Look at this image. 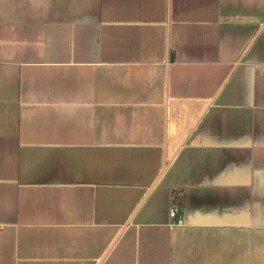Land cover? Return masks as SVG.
I'll return each instance as SVG.
<instances>
[{"label": "crops", "instance_id": "1", "mask_svg": "<svg viewBox=\"0 0 264 264\" xmlns=\"http://www.w3.org/2000/svg\"><path fill=\"white\" fill-rule=\"evenodd\" d=\"M0 264H264V0H0Z\"/></svg>", "mask_w": 264, "mask_h": 264}, {"label": "built area", "instance_id": "2", "mask_svg": "<svg viewBox=\"0 0 264 264\" xmlns=\"http://www.w3.org/2000/svg\"><path fill=\"white\" fill-rule=\"evenodd\" d=\"M168 217L170 219H172L173 221L175 222H178L179 221V217H178V207L174 204H170V207L168 208Z\"/></svg>", "mask_w": 264, "mask_h": 264}, {"label": "trees", "instance_id": "3", "mask_svg": "<svg viewBox=\"0 0 264 264\" xmlns=\"http://www.w3.org/2000/svg\"><path fill=\"white\" fill-rule=\"evenodd\" d=\"M170 202L178 207L179 211V206H180V197L178 195L172 194Z\"/></svg>", "mask_w": 264, "mask_h": 264}]
</instances>
